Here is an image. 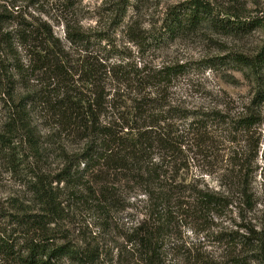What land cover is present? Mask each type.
Masks as SVG:
<instances>
[{
  "label": "trees",
  "instance_id": "obj_1",
  "mask_svg": "<svg viewBox=\"0 0 264 264\" xmlns=\"http://www.w3.org/2000/svg\"><path fill=\"white\" fill-rule=\"evenodd\" d=\"M123 4H114L113 27L127 12L121 13ZM61 5L64 39L48 18L27 16L15 3L0 10L7 126L27 134L37 151L44 139L46 150L60 160L56 169L34 176V208L11 215L12 226H0V257L9 264L95 262L98 247L80 249L61 231L84 212L123 240L129 248L126 264H216L200 248L185 246V228L216 237L231 249L232 264H244L246 255L264 264V235L250 214V153L257 151L255 133L264 117V47L254 55L231 52L199 62L230 64L252 77L255 89L233 117L221 110L195 113L173 92L190 63L152 65L131 51L126 54L111 31L86 30L75 4ZM228 16L221 17L209 0H185L168 11L156 31L128 28L131 41L147 55L204 28L237 34L264 27V10L247 19ZM227 134L232 144L217 154L229 172L222 188L188 179L191 159L208 151L213 155L214 143ZM219 222L238 229L212 231Z\"/></svg>",
  "mask_w": 264,
  "mask_h": 264
},
{
  "label": "rangeland",
  "instance_id": "obj_2",
  "mask_svg": "<svg viewBox=\"0 0 264 264\" xmlns=\"http://www.w3.org/2000/svg\"><path fill=\"white\" fill-rule=\"evenodd\" d=\"M64 1L75 4L77 19H80L86 30L111 31L114 42L120 49L125 48L126 54L131 51L132 55L144 58L152 65L190 63L192 67L190 72L177 82L173 92L176 93L175 98L181 99L185 106L195 113L203 114L211 110H221L233 117L242 111L243 105L254 93V79L247 73L235 69L234 66L226 64L206 67L197 64L207 58L226 56L231 52L257 54L264 47V27H258L249 33L237 34L217 33L204 28L205 30L180 36L165 47L151 50L147 55L139 52L137 44L131 41L128 27L137 31H156L168 11L185 0H122L124 7L121 13L126 10L127 12L122 16L123 21L114 27L111 22V13L118 0H0V10L4 9L5 5L7 8L13 7L15 3V9L27 16L48 18L56 35L64 39V27L58 23L60 18L58 9ZM209 1L216 6L221 17L226 18H229V14L236 13L247 19L261 15L264 10V0ZM126 7L128 9H124ZM7 98L0 88V226L4 224L10 227L13 223L11 215L22 209L34 208L30 188L34 176L37 173H48L56 169L60 160L56 159L58 153L51 154L46 150L48 146L44 143V139L40 142L43 147L37 151L27 134L19 131L12 132L8 128L7 105L9 102L5 101ZM45 133V127H41L40 135L43 136ZM229 135L227 134V138H219V141L214 143L213 155L208 151L207 154L198 153L191 159L195 161L194 166L185 174L188 179L199 178L212 188L217 190L222 188L220 185L223 174H229V172L225 170L226 166L218 159L217 154H221L220 150L223 147L232 144ZM255 142L257 151L253 150L250 153V158L253 160L251 180L254 196L253 211L250 214L255 218L256 227L262 230L264 235V117L257 127ZM237 229V226L229 222H219L212 227V231L219 232H231ZM61 231L63 236H69L80 249L99 248L97 259L89 264H126L125 256L128 253L125 249L129 248H125L123 240L117 238L114 231L110 232L95 224L89 213L78 212L73 221H67L64 226H61ZM182 235L187 248H200L202 255L208 256L209 259L215 258L216 264H232L229 258L231 249L226 248L211 234L201 231L193 232L185 228ZM245 258L247 259L244 264H260L256 260H249V255ZM0 264L9 263L0 257ZM59 264L81 263L66 258Z\"/></svg>",
  "mask_w": 264,
  "mask_h": 264
}]
</instances>
